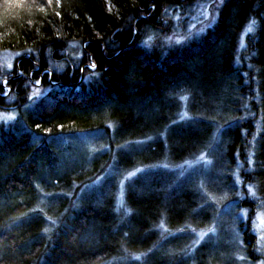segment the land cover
<instances>
[{
  "label": "trees",
  "instance_id": "1",
  "mask_svg": "<svg viewBox=\"0 0 264 264\" xmlns=\"http://www.w3.org/2000/svg\"><path fill=\"white\" fill-rule=\"evenodd\" d=\"M201 1L0 0V55H20L11 73L0 68V108L21 100L14 124L0 126V264H199L213 246L190 255L179 243L168 254L166 234L196 225L194 213L202 209L208 222L211 206L199 182L154 166L209 153L217 123H228L218 146L231 166L236 152L245 159L241 128L258 133L246 177L264 204V0H224L212 28L168 55L142 44L149 29L164 31L167 20ZM248 27L253 32L241 49ZM73 41L83 45L81 59L67 53ZM82 73L96 76L86 82ZM42 79L51 90L25 109L26 86ZM181 92L190 96L192 119L179 122ZM106 121L115 127L109 145L115 159L98 155L92 163L68 164L69 155L77 157L76 136ZM238 122L243 126L235 127ZM109 162L115 172L103 193L84 191L70 203L68 194L94 182ZM139 168L148 169L127 184L119 212L118 176ZM241 234L248 241L247 230Z\"/></svg>",
  "mask_w": 264,
  "mask_h": 264
},
{
  "label": "rangeland",
  "instance_id": "2",
  "mask_svg": "<svg viewBox=\"0 0 264 264\" xmlns=\"http://www.w3.org/2000/svg\"><path fill=\"white\" fill-rule=\"evenodd\" d=\"M224 0H203L198 3L192 9H187V12H182L181 15H176L174 18L167 20L164 31L154 32L148 30L144 36L143 45L151 50L152 48H161L165 55L169 54L170 50L181 49L184 46L189 45L191 42L197 41L204 35L208 29L212 28L217 23L218 13L223 6ZM189 17V18H187ZM251 26V25H250ZM168 27V28H167ZM248 27L244 35L242 36L241 49L246 47V37L251 34L252 29ZM165 32V33H163ZM67 53L71 59H81L85 53L83 45L80 42L73 41L67 46ZM164 55V56H165ZM18 54H2L0 55V68L2 75L4 73H11L14 70V65ZM91 71L95 70V67H90ZM96 76L93 74L90 78L89 75H83L82 80L86 82L92 81ZM20 77H23L20 74ZM44 79L40 82H36L35 86H26L25 97V109L33 108L50 90L51 87L44 85ZM204 93H202L203 95ZM209 98H212L210 96ZM5 100L11 98L9 93L4 94ZM205 98V95H203ZM183 112L178 120H189L191 118L190 111L187 110L189 106V94L182 96ZM20 101L16 98L7 100L6 104L0 108V126H9L14 124L18 118L20 107ZM186 105V107H185ZM247 108L246 106H243ZM192 119V118H191ZM243 120V119H242ZM107 122V121H106ZM216 124L215 132L213 131L212 144L209 147L208 152H201L195 158L186 160L183 164L173 165V160H165L162 167L154 166L155 169L163 168L165 175L176 174L178 179L191 178V182L198 183L201 187V194L206 199L207 204L211 206L210 220L206 222V212L203 209L199 212H195L196 225H189L188 228H182L174 230L166 234L167 230L163 229V234L171 239L172 245L167 247L168 254H174L176 251L175 247L181 246L179 243H184L183 248H191L190 255L196 253V251L203 244H210L211 255L209 257H201L199 264H264V204L260 201L255 189L247 184V174H251L254 169V155H255V144L257 141L258 133L253 131L250 135L247 129L241 128L243 135L247 138L248 147L245 152V159H240V153L236 152L234 155V165L231 166L230 159L226 156V151L218 144L220 143L222 133L227 128L228 123L218 125ZM104 128L91 131L88 133H80L77 137V144L75 153L77 155L74 158V150L68 154L69 157L66 159L68 164L74 166L79 165V161L82 159L88 160L92 163L96 156L101 155L102 159L110 156V159L114 160V154L117 152L115 149L112 150L111 138H115L113 135L115 132L114 125L110 123L103 124ZM234 123L232 124V126ZM235 127L243 126L242 122H238L234 125ZM214 127V126H213ZM194 133H185L184 136H193ZM199 132L196 138H202ZM107 136L108 141L104 140ZM114 141V140H113ZM64 143L72 144V139L67 141L65 138ZM75 143V141H74ZM218 146L216 148V146ZM143 145L139 144L137 149H142ZM182 152H179L178 158H181ZM69 159V160H68ZM79 161H78V160ZM92 159V162L89 161ZM125 159V156H124ZM77 161V162H76ZM85 160L83 161V163ZM81 163V161H80ZM84 165V164H82ZM95 166V164L93 165ZM92 166V167H93ZM101 175L95 177V181L85 186L83 189H75L73 194H68L70 203L80 201L84 191H91L96 188L92 193L100 195L103 192L99 190L103 187V182L107 179V176H112L115 172L113 169V162H109L108 165L102 166ZM145 169L132 170L125 175L121 174L119 185L117 188V208L119 212L123 211L124 208V196L125 188L128 183L134 181L135 177ZM146 171V170H145ZM158 172V171H156ZM194 173V174H193ZM212 190L208 192L204 190V187ZM88 196V192L85 194ZM84 196V197H85ZM75 199V200H74ZM73 203V204H74ZM199 226V227H196ZM243 230H247L250 234L248 241H244ZM174 237V238H173ZM173 238V239H172ZM252 240L251 244L248 242ZM247 243V244H246ZM253 257L254 259H252Z\"/></svg>",
  "mask_w": 264,
  "mask_h": 264
},
{
  "label": "snow or ice",
  "instance_id": "3",
  "mask_svg": "<svg viewBox=\"0 0 264 264\" xmlns=\"http://www.w3.org/2000/svg\"><path fill=\"white\" fill-rule=\"evenodd\" d=\"M20 2H21V0H20ZM47 2H48L49 4H51V3H53V0H47ZM55 2H56V3H59L60 0H55ZM57 15H60V13H57Z\"/></svg>",
  "mask_w": 264,
  "mask_h": 264
},
{
  "label": "bare ground",
  "instance_id": "4",
  "mask_svg": "<svg viewBox=\"0 0 264 264\" xmlns=\"http://www.w3.org/2000/svg\"><path fill=\"white\" fill-rule=\"evenodd\" d=\"M182 94H183V92H181V94H180V96L179 97H181L182 96ZM177 103L179 104V101L177 100ZM179 106V105H178Z\"/></svg>",
  "mask_w": 264,
  "mask_h": 264
}]
</instances>
